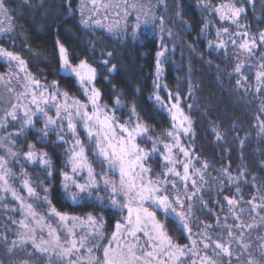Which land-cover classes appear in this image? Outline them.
Segmentation results:
<instances>
[{
	"label": "snow or ice",
	"instance_id": "1",
	"mask_svg": "<svg viewBox=\"0 0 264 264\" xmlns=\"http://www.w3.org/2000/svg\"><path fill=\"white\" fill-rule=\"evenodd\" d=\"M90 2L92 8L87 14L81 10L80 24L85 30L102 28L115 37L130 38L133 41L140 40L142 25L144 28L158 25L161 31L164 30L163 18L155 15V5L151 2L145 5L143 0H132L131 3L124 0L123 4L114 6L98 5L97 0ZM158 2L164 4V0ZM244 2L252 3V0ZM137 4L140 5L139 8ZM110 7H115V15L124 19L123 24L117 21L105 25L98 18L101 8L107 10ZM209 10L217 14L220 21L230 22L229 26L234 25L237 29L247 27L239 19L246 14L243 6L221 4L215 8L209 7ZM9 12L6 0H0V15L10 19ZM133 12H136L135 23L129 25L127 21ZM103 19H107V16ZM210 23L204 25L201 35ZM184 26L188 27L186 23ZM6 31H11V28H0V32ZM168 34L171 36V32ZM224 35L228 36L233 48L243 50L249 56H253L258 48H264V31L253 36L247 31L230 33L229 27L224 26L216 30L218 43L209 41L208 47L226 49L228 42L221 39ZM167 51L166 46L161 43L160 50L156 52L154 93L148 98L159 106L161 112L166 111L170 118V130L164 133L169 139L165 141L160 136L154 139L149 135L154 129L140 116L134 101L130 106L123 102V93H118L114 98L110 97L114 105L112 108L102 103L101 89L96 87L100 75L97 67L89 62L87 56L80 58L73 55L59 40L58 75L70 78L78 85L85 97L84 102L62 90L57 80L50 84L42 83L41 79L29 71L27 62L19 53L0 47V58L10 68L15 65V71L10 72L8 80L0 75V83L10 93H16L10 110L0 116V129L8 127L9 118L13 125H20L19 131L0 136V147L5 148V154L0 155V201L5 199L3 194L10 193L19 202V209L24 216L19 225L25 230L17 233L20 246L30 241L37 252L48 256L49 264H224L225 261L232 264L233 258L237 264H241V257L244 255L249 258L243 264L264 262V244L259 246L262 251L258 257H253L248 252L251 245L245 242V233L255 225H246L243 222L245 209L240 207L247 204L249 214L260 215L264 213V196L243 200L239 188V183L245 176L243 170H240L238 177H234L230 174L229 164L222 166L218 170V177L213 178L214 182L218 181V195H223L225 190L231 191L230 188H225L222 179H226L228 185L236 186V193L231 197L223 195L227 204V215H223L224 205L217 200L220 213H213L211 208L207 209L209 214L215 216L214 224L193 218L197 202L201 209L207 208L202 192L211 191L210 187H206L208 181L205 177L212 165L206 160L201 161L193 149L181 143V135L188 136L191 133L192 121L181 106L180 94L169 91L167 100L159 95L161 88L167 87L158 82L164 72L163 64L168 62ZM107 57L99 65L106 70V80L109 75L118 71V64L111 62L113 53L107 52ZM260 60L264 61V54H261ZM208 64L212 66L211 61ZM242 67L243 64L237 63L234 73L241 74ZM217 71L221 70L217 67ZM13 80L18 84L19 91L13 88ZM256 81V91L260 93L264 88V63L256 73ZM107 82L111 83V80ZM236 83L240 85L241 81L238 79ZM192 87L189 83V95ZM125 107L129 108L127 120L116 115ZM188 107L191 108L192 105ZM53 109L54 115H50ZM21 111L22 116L19 115ZM261 113L264 114V109H261ZM39 122L43 123V127L36 129L35 125ZM260 126L264 132V121ZM31 130L39 132L38 139L36 143H27L28 150L21 157L14 150L16 140L11 137H23L24 142H27L26 133ZM81 131L85 134L87 144L80 138ZM213 132L218 141L222 139L215 128ZM52 134L57 137L52 142L54 146L69 145L65 149L67 160L64 168L67 170L59 172L60 189L63 199L70 206L92 209L82 216L61 211L50 198L51 185L44 186V180H53L55 169L48 152L38 150L36 144H45ZM145 142L150 143L151 148L142 146ZM240 144L243 147V141ZM89 152L107 171H96L89 159ZM8 157L16 162L23 159L33 166H39L46 173L44 180L33 184L29 174L21 166L22 189L26 196L21 195L11 183L16 177L9 167ZM156 158L161 161L159 173H156L150 163ZM37 188L43 196L37 192ZM257 199L259 203H254ZM29 200L35 204L28 202ZM44 206L46 209L43 214L36 210L37 207ZM106 212L114 214L110 235L106 234L109 228V218L104 215ZM261 221L264 222V217H261ZM13 223L17 221L13 220ZM53 223L58 227H53ZM169 223L186 236L188 244L181 245L174 241L169 235ZM193 225L198 231H193ZM218 228L221 229V235L213 236L212 233ZM45 230L47 238L43 236ZM4 240L7 243L6 237ZM11 243L13 247L17 244L16 241ZM233 245H236V250ZM12 250L8 249L9 252Z\"/></svg>",
	"mask_w": 264,
	"mask_h": 264
},
{
	"label": "trees",
	"instance_id": "2",
	"mask_svg": "<svg viewBox=\"0 0 264 264\" xmlns=\"http://www.w3.org/2000/svg\"><path fill=\"white\" fill-rule=\"evenodd\" d=\"M205 1L213 8L223 0ZM234 1L247 6L244 16L252 30H264V0H252V3ZM155 2L158 17H162L164 21V37L160 39L143 34L140 40L133 41L130 38L115 37L99 28L85 30L80 24L81 14L77 0H6L10 9L11 31L0 35V47L19 53L27 62L29 71L41 79L42 83L57 80L60 87L75 94L79 91L78 85L72 79L58 75L59 40L73 55L80 58L87 56L89 62L97 67L100 75L96 87L101 89L102 99L106 104L112 105L110 97L123 93V102L130 106L134 101L140 116L157 133L168 127L169 117L148 98L154 93L156 52L160 50L162 41L168 42L171 52L166 63L164 83L168 89L179 91L194 121L195 151L214 164L212 171L229 164L230 170L237 174L243 170L247 177L246 183L240 181L239 188L248 201L258 191H264V132L260 126L264 121V114L261 113L264 108V91L255 92V75L253 69L248 67L249 64L242 67L241 74L234 73L240 58L231 44L220 50L208 47L209 41L218 43L216 30L219 24L217 20L209 18L210 11L205 7L204 0H164V4H160L158 0ZM209 22L208 29L201 35V29ZM185 23L188 27L184 26ZM107 52L113 53L111 62L118 64V71L107 77L111 83L105 79L106 70L99 67L104 59H108ZM208 61L212 62V66H209ZM8 67L0 58V72H6ZM244 77L247 79H243ZM238 79L241 81L240 85L236 83ZM189 83L193 86L191 95ZM161 92L166 96L165 90ZM189 105L192 107L189 108ZM214 128L221 133L222 139L219 141L213 132ZM79 135L83 140L84 135ZM27 137V142L23 138L18 141L17 150L21 155L27 152V143H36L38 139L36 132L32 130ZM54 141L56 140L50 139L45 144H36L38 149L48 152L53 161L54 177L52 181L46 182L47 186L51 185L50 198L61 211L70 214L92 211L70 206L63 199L59 172L65 170V146H54ZM240 141H243V147ZM34 171L32 169L33 177L37 179ZM41 175L45 177L46 173L42 172ZM227 188L231 191L225 190L224 193L230 197L235 194V185ZM223 195H218L216 189L204 194V198L207 205L216 211L217 200L224 205ZM104 215L109 218L107 233H110L114 214L106 212ZM21 218L19 204L13 198L5 196L0 201V263L49 264L48 256L37 252L30 241L24 246L13 247L11 242H17V233L22 232L19 225ZM193 218L215 221V216L209 214L207 208L197 213L195 211ZM13 220L17 223H13ZM193 227L197 228L195 225ZM168 230L175 242L181 245L189 243L186 236L173 224H168ZM4 237L7 238V243ZM9 248L13 249L12 252L8 251Z\"/></svg>",
	"mask_w": 264,
	"mask_h": 264
},
{
	"label": "rangeland",
	"instance_id": "3",
	"mask_svg": "<svg viewBox=\"0 0 264 264\" xmlns=\"http://www.w3.org/2000/svg\"><path fill=\"white\" fill-rule=\"evenodd\" d=\"M77 2H78V8H79L80 14H81V10L82 9L85 11V14H87L88 11L92 8L90 0H77ZM97 2H98V5H112V6H114L116 4H123L124 0H97ZM128 2L131 3L132 0H128ZM143 2H144L145 5H147L149 2H151L153 5H155L153 11H154L155 15L158 17L157 9H156L157 8V3L155 2V0H143ZM204 3H205V5L208 6V4H207V2L205 0H204ZM221 4H235V6H237V7H239V6L245 7V9L247 10V6L246 5H244V4L242 5V4L236 3L234 0H223V1H221L219 3V5H221ZM219 5H217V6H219ZM139 7H140V5L137 4V8H139ZM209 7L212 8L211 6H209ZM209 7H207V8H209ZM213 8H215V7H213ZM115 11H116L115 7H110L107 10L101 8L100 9V13L98 15V18H101L102 22L105 25H111V24L117 23V21H119L120 24H123L124 23V19L122 17H117L115 15ZM135 15H136V12H133L132 16L128 19L127 23L129 25H132V24L135 23V19H134ZM105 16H107V19H103V17H105ZM209 18L212 19V20H217V23L219 24L218 28H221L222 26L229 27V32L230 33H235L237 31H247L251 35L256 36L259 32H261V31L257 32V31L252 30L250 25H249V22L247 21V19H246V17L244 15H242L239 19H240L241 24H245V25H247V27L246 28H241V29H237L234 25L229 26L230 22H228V21H223V22L220 21L218 15L215 14L213 11H210ZM141 19H143V16L141 17ZM0 28H3V29L11 28V20L10 19H5V17L3 15H0ZM99 29H102V28H99ZM102 30H104L107 33H109L106 29H102ZM165 30L166 29L161 31V28L158 25L157 26H149L148 28H144L143 25H142L141 29H140V32H141V36L143 34H150V35L157 36L160 39H162L164 37ZM262 31H264V30H262ZM7 32H9V31L0 32V35H2L4 33H7ZM109 34H111V33H109ZM221 39H224L225 41H227L228 45L231 44V42H230V40H229L227 35L222 36ZM237 42L239 43L240 41L238 40ZM162 43L166 46V48L168 50L167 53H166V56H167V58H169L171 51H170V48L168 46V42L162 41ZM231 46H232V44H231ZM232 48H233V46H232ZM233 49L236 52H238V58H240V63L243 64L244 66H246V64H249L248 67L253 69V72H254V75H255V82L253 83V85L255 87V92H257L256 89H257L258 85H257V81H256V73L258 71H260V66H261L262 63H264V61L260 60L261 54H264V48H258L253 56H249L243 50L239 51L238 49H235V48H233ZM163 68H164V72H163L160 80L158 81L161 85H165L164 76H165V70H166V63L163 64ZM14 71H15V65H12L11 68L8 67V70L6 72H0V75H3L5 77V79L8 80L10 78V76H9L10 72H14ZM242 76H244V74H242ZM155 78H156V76H155ZM12 86L17 91L20 90L19 86H18V84L16 83L15 80L12 81ZM61 89L65 90L62 87H61ZM161 90H165L166 96L162 94ZM161 90L159 91V95L164 100H167V93L169 91H171L172 93H177V92L179 93L178 90H176V89H168L167 87L166 88H161ZM261 91H264V88H262ZM15 94H16L15 92L10 93L8 91L7 87L3 83H0V116H3L6 111L10 110L11 104L15 102ZM69 94H70V96L75 97V98L81 100L82 102L85 101V97L83 96V94L80 91V89L75 94H71V93H69ZM180 96H181V94H180ZM102 103H105V101L103 99H102ZM108 106H109V108L114 107L113 104L112 105H108ZM181 106L183 107L185 114H187L189 116V118L191 119V121H192L191 133L188 136L181 135V143H183L185 145V147L193 149L195 154L200 157L201 161H205L206 160L210 165L213 166L214 164L207 157L201 156L195 151L194 126H193L194 121H193L192 117L189 115L188 110L186 109V107L184 105V101L182 99V96H181ZM158 108H159V106H158ZM128 111H129V108H127V109L124 108V109L118 111L116 113V115L122 117V119H124V120H127L128 119V116H127ZM165 113L167 114L166 111H165ZM22 114L23 113L21 111L19 115L22 116ZM49 114L50 115H54V109ZM169 121H170V118H169ZM42 127H43V123L42 122L36 123V125H35L36 129H40ZM170 127H171V121H170V123H169L167 128H165V129H163V130H161L160 132H157V133L150 132L149 135H151L154 139L157 136H160L161 139H164L165 141H167L169 138L166 137L164 135V133L166 132V130H170ZM19 129H20V125L19 124L13 125V123L10 122V118H9L8 127L6 129H0V136H6L8 132L19 131ZM32 131L36 132L37 137L39 136V132L38 131H35V130H32ZM28 133H29V131L26 133V135ZM79 134L84 135V137L82 136V138H83L82 141H84L85 144H87V141L85 140V134L82 131ZM22 138L23 137H20V138L11 137V139L16 140V145H15V149L14 150L17 151V152H18V150H17L18 141L21 140ZM50 139H55L56 140L57 137H56L55 134H52V135H50L47 138V140H50ZM69 139H70V136H69ZM64 146H65V149L69 147V145H67V144H64ZM142 146L147 147V148H151V144L148 143V142H145V144L142 145ZM38 150H40V149H38ZM161 151H163L162 148H161ZM4 154H5V148L0 147V155H4ZM22 156L23 155H21V157ZM8 159L10 161L9 162V167L11 168L13 174L16 177V179L12 180L11 183L14 185L16 190L21 195H24V196L27 195L26 192L22 189L23 176H21V166H23V170L26 171L29 174L33 184H39L41 180H44V175H41V173L42 172L45 173V172L39 166H33V165L25 162L23 159H20L19 162L13 161L11 157H8ZM89 159L92 161L93 167L96 169L97 172H100L102 170L103 171H107L106 167H103L102 165H100V163L97 160H95V158L92 156V154L90 152H89ZM66 160H67V156H66ZM150 163H152V166L155 168L156 173H159L161 171V167H160L161 161L159 160V158H156L154 161H150ZM196 166L200 167L199 164H197ZM212 166L209 167L208 170H207V175H206L205 179L208 181V185L206 187H210L211 191H216V189H218L217 188V182L218 181L214 182L213 178L218 177V170L222 166L218 167L217 169H214L215 171H212ZM223 166H228V165H223ZM32 169L35 170L34 172L37 175V177H39V179H35L33 177ZM65 170H67V169H65ZM230 174L232 176H234V177H238L239 176V174H237V173H235L234 171H231V170H230ZM246 178L247 177H246V174H245V176L243 177V179L241 181H246ZM113 179H118V177H113ZM220 179H222V178H220ZM46 182H47V180H44V186L47 187ZM222 182L225 185V188H227L228 186L229 187L234 186V185H228V182H227L226 179H222ZM37 192L41 196H43V193L40 191L39 188H37ZM234 192L236 193V189L234 190ZM206 193L207 192H202V196H203V200L204 201H206V199L204 198V194H206ZM224 194H226V193H224ZM3 195L12 198L10 193L3 194ZM255 196L256 197L264 196V191H262V192L258 191ZM237 198H239V197H237ZM243 200L246 201L244 199V197H243ZM16 202L19 204L18 201H16ZM28 202H31V203L35 204V202L31 201V200H29ZM254 203H259V199L254 201ZM223 204H224L223 215H227V204H226L225 200H224ZM240 207L245 209V213H244V215L242 217L243 222L246 225L247 224H254L255 225L254 228L246 230L245 242L249 243L251 245V247L248 249V252H250L253 257H258L260 252L262 251V249L259 246L261 244H264V222L261 221V217H264V213H260V215H256V213L249 214V212H248V207L249 206L247 204H242V205H240ZM208 208L212 209L211 206L209 207V205H207V209ZM45 209H46V206L37 207L36 208V210L38 212L42 213V214L45 212ZM203 209H205V208H203ZM203 209H201L200 204L197 202L196 205L194 206V214H195V211L197 213V211L200 212ZM213 212L214 213H220V207L218 206V209L216 211H213ZM72 215L82 216L84 214H72ZM21 219H24L23 214H22V218ZM203 222L210 223V224H214L215 223V221L213 222V221H204V220H203ZM229 223H231V219H229ZM53 227H58V226L55 223H53ZM23 231H25V230L22 228V232ZM193 231L194 232L198 231V229L193 227ZM110 233H106V234L110 235ZM212 235L213 236H220L221 235V229H219V228L215 229L214 232L212 233ZM43 236H44V238H47V230H45V232L43 233ZM16 246L20 247L19 238L17 239ZM232 247H233L234 250H236V245H233ZM248 258L249 257L247 255H244L243 257H241V264H243V262L246 261ZM189 264H191V262H189ZM224 264H228V262L225 261ZM232 264H237V261H236L235 258H233ZM261 264H264V262H261Z\"/></svg>",
	"mask_w": 264,
	"mask_h": 264
}]
</instances>
